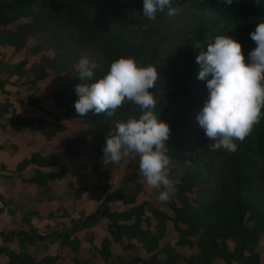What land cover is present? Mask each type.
<instances>
[{
    "label": "trees",
    "instance_id": "obj_1",
    "mask_svg": "<svg viewBox=\"0 0 264 264\" xmlns=\"http://www.w3.org/2000/svg\"><path fill=\"white\" fill-rule=\"evenodd\" d=\"M195 2L200 11V24L190 37V45L178 53L172 70H168L159 60L150 58L141 46L128 40L121 31L123 25H116V17L120 20L122 14L142 11L143 0H0V55L7 54L9 59L18 60L3 63L4 73L9 71L21 77L20 69L32 56L35 61L42 62L36 69L39 72L35 76L37 79L45 78L47 83L50 82L43 63H53V72L66 76L64 81L51 86L52 108H42V99L46 96L30 91L20 103L39 108L42 115H17L12 119L17 125L34 127L40 135H46L48 145L60 147L59 156L52 152H33L20 162L18 170L28 163L35 164L36 168L54 166L58 170L50 176L57 178L63 173L66 161L79 156L82 147L89 146L96 153L90 167L92 172L106 176L111 166H105L102 160L106 137L117 122L138 119L142 113L126 101L110 118L106 113L95 114L94 110L83 117L78 116L74 108L78 99L74 88L78 84L97 82L108 73L112 62L121 57L134 58L141 67L155 66L159 78L150 89L156 101L153 112L171 128L170 139L166 142L171 157L170 177L180 181L170 202H165L173 214L169 216L149 205L146 212L144 202L112 214L108 217L109 223L119 236L140 238L157 246L170 221L179 232L174 246L195 245L199 248L197 260L189 264H213V258L224 264H264L260 252L255 251L256 241L264 243V237L261 238L264 236V117L244 142L236 141L238 151L235 153L223 148L210 150L206 145L211 142L196 120L209 95L207 82L197 79L201 68L196 57L200 51H207V45L214 43L216 36L226 35L241 43L245 61L250 62L249 53L257 46L250 34L259 23H264V0H234L231 6L218 4L217 0ZM30 40L33 43L29 47ZM197 42L204 48L194 49L192 45ZM82 56L102 68L95 71L91 81H83L76 72ZM186 159L191 160L190 166L184 162ZM131 164L134 165V179H139L143 188L145 181L139 172L138 158L122 160L116 166L126 168ZM177 169L179 175L175 174ZM40 171L37 168L36 177L29 180H38ZM98 187L108 189V181ZM160 191L162 189L158 190L156 198ZM113 196L122 198L123 195L118 188ZM220 204L222 209L218 216L221 220L209 229L208 224L204 225L197 240H192V235L198 234L206 212ZM152 219L155 220L153 224ZM140 221L147 228L142 229ZM180 223L184 227H180ZM241 232L242 236L237 238ZM65 235L68 236L64 234L62 238ZM228 236L235 241L231 250L225 245ZM35 238L41 236L30 237L31 240ZM248 238L254 240L250 246L246 243ZM219 240L221 246H218ZM174 246L166 243L159 250L162 253H151L147 258L135 260L134 264H176L182 256ZM1 252H6L11 259L8 263L15 261L14 258L23 264L45 262L43 259L28 261L13 257L14 254L7 253L2 246Z\"/></svg>",
    "mask_w": 264,
    "mask_h": 264
},
{
    "label": "crops",
    "instance_id": "obj_2",
    "mask_svg": "<svg viewBox=\"0 0 264 264\" xmlns=\"http://www.w3.org/2000/svg\"><path fill=\"white\" fill-rule=\"evenodd\" d=\"M13 60L18 61L9 59L7 54L0 55V63ZM3 68H0V246L14 254L13 257L28 261L43 259L42 264H134L137 259L161 251L166 243L162 244L160 239L157 246H152L140 238L119 236L108 220L112 214L144 202L146 212L148 205L165 212L166 203L156 198L158 190L152 193L146 184L142 188L139 179H134L133 164L126 168L111 165L106 176H98L90 168L96 153L85 146L79 156L66 161L63 173L57 178L50 176L58 170L54 166L37 167L41 175L35 181L29 180L36 177L35 164L28 163L18 170L20 162L33 152H52L58 157L60 147L48 145L46 135H40L34 127L25 128L12 121L17 115H42L39 108L22 104L20 100L30 91L37 94V83H47L46 79L28 84L17 80L25 88L17 95L11 90V85H15L14 78H10L12 74L7 76ZM13 77L19 76L13 74ZM50 92L45 89L38 93L46 96L41 98L44 109L52 108ZM105 181L108 189L99 188ZM118 188L122 198L113 196ZM135 192L138 193L133 195ZM140 227L147 228L143 221ZM64 234L68 236L62 238ZM33 235L41 238L31 240ZM256 244L255 251L260 252L264 263V250L258 249L260 243L256 241ZM14 259L8 263L11 259L6 252L0 253V264H23Z\"/></svg>",
    "mask_w": 264,
    "mask_h": 264
},
{
    "label": "clouds",
    "instance_id": "obj_3",
    "mask_svg": "<svg viewBox=\"0 0 264 264\" xmlns=\"http://www.w3.org/2000/svg\"><path fill=\"white\" fill-rule=\"evenodd\" d=\"M234 0H217L231 6ZM177 0H143V16L155 21L158 14L175 16L179 14ZM257 45L249 53L246 63L241 43L218 35L214 43L207 45V51H200L196 63L200 65L198 80L206 81L208 99L196 120L211 143L206 146L216 151H238L236 141L244 142L264 117V23H259L250 34ZM194 49H203L197 42ZM102 68L82 56L76 65V72L83 81H91L95 71ZM159 78L155 66L141 67L134 58L121 57L112 62L108 73L97 82L75 86L78 96L74 104L78 116H85L94 110L95 114L106 113L113 117L126 101L139 108V118L117 122L106 137L102 148L105 166L120 163L125 159L139 160V172L150 189H162L157 200L170 202L178 179L170 177L171 157L166 142L171 128L157 117L154 94ZM191 165V160L184 161Z\"/></svg>",
    "mask_w": 264,
    "mask_h": 264
},
{
    "label": "rangeland",
    "instance_id": "obj_4",
    "mask_svg": "<svg viewBox=\"0 0 264 264\" xmlns=\"http://www.w3.org/2000/svg\"><path fill=\"white\" fill-rule=\"evenodd\" d=\"M179 8V14L175 16H168L166 14H158L157 19L155 21L147 20L142 11L134 10L130 13L122 14L119 20V17H116V25L119 27L122 26V33L123 35L130 41H132L136 46H141L147 53L150 58L157 59L161 63H163L168 70H172L173 64L177 59V55L180 51L184 50L190 45V37L194 35L197 27L200 24V11L197 8V4L195 0H177L176 5ZM25 20V19H24ZM28 20V19H26ZM12 28H15L13 25ZM2 38H5V35L2 34ZM33 43V40L29 41L28 46L30 47ZM44 51H41L42 53ZM49 56H52V53L49 52ZM36 59L32 56L28 58V64L21 68V72H23L21 77H13V74L10 75L8 71L7 76L10 75V78L13 79V84L11 85L12 91L16 92L17 95L20 92H23L22 89L23 84H28L29 82L35 81L37 78L35 76L39 75V72H36V69L42 64L40 61H35ZM13 63H16L13 60ZM52 64H44L45 69L48 71L49 75L47 78L50 82L48 83H37L36 89L39 92H44L45 89H51V86L57 84V82L64 81L66 76L59 72H53ZM8 65V64H6ZM4 67V64L0 63V68ZM33 67V68H32ZM30 68V69H29ZM5 69L3 68V71ZM29 70V71H28ZM35 73V75L33 74ZM17 80L22 81L23 84L16 82ZM17 84H19L17 86ZM9 87V86H8ZM7 87V88H8ZM24 87V86H23ZM6 88V87H4ZM18 90V91H17ZM33 90V89H32ZM98 128V126H97ZM177 160L180 161L179 158ZM178 170V169H177ZM177 175L180 174V171H176ZM152 193L156 190L160 189H151ZM227 203V202H226ZM224 203V204H226ZM221 205V204H220ZM222 209V205H217L214 209L211 207L203 217L202 226L198 227V234L195 236L192 235V240H197L200 232H202V228L204 225L208 224L207 229L210 227L212 228L214 224H216L221 218L218 216L219 211ZM165 212L172 216L171 208L166 206ZM223 218V217H222ZM227 223V219L224 218ZM154 220V219H153ZM155 221H153L154 223ZM180 227H184L183 224H179ZM204 230V228H203ZM179 236V232L173 227L170 221L167 222V229L163 237L160 238V241L167 244H175L177 238ZM242 236V232L239 233L236 237L240 238ZM264 236H261L263 238ZM224 241V240H223ZM222 241V242H223ZM252 241V242H251ZM254 240L246 241L247 245L250 246ZM218 246H221V241H218ZM225 245L229 250L233 249L235 246V241L232 240V237L228 236L225 238ZM176 246V247H175ZM174 247L178 250L181 254V260L178 261L176 264H189L190 261L194 262L198 258L199 248L197 246H188V245H175ZM259 246H264V243L261 242ZM260 250H264V248H258ZM160 252V251H158ZM162 253V252H160ZM213 264H224L220 260L213 258Z\"/></svg>",
    "mask_w": 264,
    "mask_h": 264
}]
</instances>
